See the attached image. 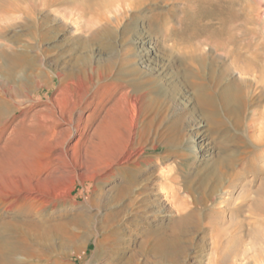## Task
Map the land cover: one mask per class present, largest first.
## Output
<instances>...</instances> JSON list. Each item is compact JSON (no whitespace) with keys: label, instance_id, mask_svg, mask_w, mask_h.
Listing matches in <instances>:
<instances>
[{"label":"bare ground","instance_id":"6f19581e","mask_svg":"<svg viewBox=\"0 0 264 264\" xmlns=\"http://www.w3.org/2000/svg\"><path fill=\"white\" fill-rule=\"evenodd\" d=\"M175 1L0 0V39L5 37L2 29H6L9 23L12 25L24 16L32 20L36 12L45 7L69 9L75 14L73 20L70 18L71 21L64 24L67 41L77 43V40H82V34L88 33V38L78 42V50L74 49L67 61L70 63L69 78L77 73L84 74L86 90L77 99L65 103L60 116L50 111L52 114H49H54L49 118L51 123L47 119L36 120L35 115H31L32 122L26 116L19 119L14 113L17 109L15 104L0 93V218L3 219L0 221V264H64L63 258L69 256L67 249L73 248L79 254L81 249L85 251L92 237H96L94 257H97L105 252L106 245L109 247L117 243L121 232L120 223L138 220L141 213H147L146 217L149 218L158 217L165 209L174 217V222L167 229L150 231L146 234L149 240L145 242H151H147L149 250L159 260L182 264L181 255L188 236L186 231L196 220L194 210L188 211L190 204L206 206L216 200L217 191L228 194L230 202L227 205L233 207L227 209L230 212L228 223H216L210 228L213 248L207 253L208 264H264V186L256 190L254 199H251L249 191L245 195V200H250L247 204L250 220L244 222V219H240L243 208L234 203L239 197H233L230 192L238 185L235 180L241 176L240 169H220V165L230 167L235 159L231 154L213 159L210 146L203 147L205 133L200 129L204 121L211 122V125L208 124L212 126L223 124L225 116L233 115L238 119L246 103L244 94L247 89L255 86L260 92L263 90L264 45L257 42L242 43L237 31L226 25L229 20H221L219 27L202 24V18L211 15V7L217 0H181L182 8L175 16L176 24H173L169 18L171 3ZM190 2H199L196 13L190 9ZM160 4L168 8L159 9ZM48 12L37 23L46 24L52 20L53 14ZM65 12L67 14L69 11ZM154 18L163 21L162 28L155 29L158 36L148 34L146 25L141 23L151 22ZM35 22L32 26V22L26 25L37 30L39 25L36 26ZM46 29L40 34L39 30L35 31L32 38L42 41L51 39ZM150 30L154 31V28ZM8 39L15 43L18 37L16 35ZM156 43L158 46H155ZM155 47L162 54V59L154 57L156 55L151 50ZM16 67L12 63H0L1 78L12 79ZM236 73L238 77H235ZM229 75L235 79L228 82L226 77ZM58 76L61 78L60 74ZM184 86L189 89L188 94ZM187 98L192 99L201 115L191 118L194 129H191L188 143L184 145L181 126L185 117L178 114L174 118L170 114L176 108L186 106L184 101ZM75 112H78L77 116ZM60 121H64L67 126L59 129ZM91 125H94L93 131L87 136ZM73 133L78 136V140L69 151L81 152L86 134L83 150L101 168L100 174L105 167L121 170V167L123 169L130 165L139 168L142 164L157 166L145 179L132 176L126 185L117 188L116 200L128 198L129 204L135 209L128 210L123 206L105 215L103 221L97 224L91 221L90 216L69 215L72 208L67 209L66 203L72 199V190L65 193L60 180L72 177L77 169L66 173L48 172L47 175L51 174L58 180L56 188L49 191L42 189L39 184L42 175L31 184V170L28 172V181L21 183L13 179L20 165L31 163V154L41 150L42 138L55 143L61 134L66 135L68 140ZM240 141L247 146L242 138ZM147 146L151 149L163 146L164 154L145 157L143 155ZM252 151L249 149L244 153ZM196 154L204 159L200 164L204 176L197 175L198 178L193 179L184 177L182 189L192 196L190 201L186 198L190 195L182 196L176 185L179 184L180 174L187 173L189 166L194 164L189 161ZM170 157H174L176 165L167 171L161 170V165ZM78 167L81 165L78 164ZM113 169L109 176L114 175ZM4 180L10 181L9 184L3 186ZM238 186L240 189L245 187L241 183ZM147 191L149 194L143 196ZM194 192L197 195L193 196ZM68 204L75 206V202ZM15 233L18 236L15 237ZM244 235L248 238L246 242ZM19 244L23 247L21 253ZM54 247L61 251L57 254ZM134 260L132 257L123 264H135Z\"/></svg>","mask_w":264,"mask_h":264},{"label":"rangeland","instance_id":"374dc122","mask_svg":"<svg viewBox=\"0 0 264 264\" xmlns=\"http://www.w3.org/2000/svg\"><path fill=\"white\" fill-rule=\"evenodd\" d=\"M175 2H173V4L171 3V11L169 18L171 20V23L173 24H176L175 16L180 12L183 5L181 3V0H177ZM189 4H193L192 6H189L191 7V10H194V12L197 11L196 9L199 8V6H196L199 5V2H190ZM158 7L162 10H166L168 8V6L164 4H160ZM192 7H195V9H193ZM53 8L54 9H47L45 7L40 9L36 12L32 20L29 17L24 16L23 18L20 17L19 20L12 23V25L11 23H9L7 27L8 29H2V34L5 37L0 39V42L2 40V44L0 43V63L2 64L8 62L17 65V71L15 72V75L12 79L1 78L3 74L2 71H0V93L5 96L7 100H10L13 104H15L17 109L14 113L16 116H19V119L26 116L27 119H29L28 121L31 122V115H35L34 117L36 118V120H38V118L43 120L47 119L48 123H51L49 118L53 117L54 114L57 117L60 116L59 114H61L62 106L67 102L69 103L71 99L74 100L77 99V97L81 96L85 92L87 87L84 74L78 75L77 73V75L73 78H69V73L71 72H68V67H70V63L67 61L70 55L75 50H78L80 44L78 42L83 41L86 37L88 38V33H84V35L82 34V40H77V43L76 41L72 42V40L67 41V28L64 26V24L65 22L71 21V19L73 20L75 14L73 15L71 10L69 9L59 7ZM55 8L57 10H55ZM64 10L69 11L67 13L68 15ZM211 10L212 13L210 16L202 18V24H212V27H219L221 25V20H229L228 22H226V25L228 26V28H232L231 30L237 31V36L242 43L257 42L264 45V0H217L216 4L211 7ZM47 12L50 13V15L53 14L51 16L52 20L49 21L50 23H40V26V24L37 22L42 21L43 17L47 14ZM55 17H58L57 20L53 19ZM30 22H32L31 26L34 22L37 23L36 26L39 25L37 30H35L33 27L30 28V26L26 25ZM141 23H144L143 26L146 25L145 27L147 28V30H149L148 34L158 36L156 30H160V28H162L161 24H163V21L159 18H154L151 22L145 21ZM47 24H49L50 26H47ZM152 28H154V31L150 30ZM45 29L50 32L52 36L51 39L42 41L41 39L32 38V34L35 31L39 30L38 33L40 34L43 33ZM248 31L249 33H247ZM16 32L19 33L17 34ZM16 35L18 37V42L15 41L14 43L12 39H8V37L13 38ZM9 41L11 44L8 43ZM155 46H158V43H156ZM95 47L96 46H94V48ZM151 51H154L153 55H156L154 56L156 59H162V54H160L159 50H157L156 47L153 48V50ZM58 74L61 75V78H59L60 76H58ZM237 75L238 74L236 73L235 77H238ZM235 77L229 75L228 77H226V80L230 82L234 80ZM66 78L68 79L66 80ZM226 80L225 82H227ZM62 82H64V84H61ZM183 89L185 93H189L188 88L184 86ZM244 96L246 97V103L244 104V107H242V116H238V119L240 118V120H238L236 116L233 117V115H229L231 117L225 116L223 124H212V126H210L211 122L204 121L203 127L200 129L203 133H205V141L203 147L209 148L210 146L213 152V159L217 157H226L230 154L233 156V159H235L232 165H230V167L229 165H220L218 167L220 169H227L229 171H239L238 169H240L241 176L235 180V183H237L238 185H240L241 183L243 187L245 185L247 189H245V187L240 189L237 185V187H234V190L231 189L230 192L233 197H239L234 201V203L236 204L235 206L239 205L241 206V209L243 208L241 211L242 215L240 214V219H244L243 221L247 222L248 220H250V216L247 211V204L250 203V200L246 201L245 195L249 194L250 197L252 196L251 199H254L255 195H257L256 192L259 190V188L261 189L264 186V88L260 92V89L255 88V86L249 87L247 89L246 95L244 94ZM185 101L184 105L186 106H180V108L178 107L179 109L176 108V110L171 112L170 114L171 117L174 118L178 114H181L185 117V122H183L181 126L182 132L184 134V145L188 143V138L190 137L191 129H194V127L190 123L192 121L191 118H195V116L198 114V116L201 115V111L199 112V110L194 107V102L192 101V99L187 98ZM188 105L189 107H187ZM194 110L196 112H194ZM50 111L54 112L53 116L51 115L52 113ZM185 111H187V113ZM84 112L86 114L87 111L84 110ZM77 115L78 112H75V116ZM60 122L61 124L59 125V129H63V127L67 126L64 121ZM240 122L244 123L240 124ZM93 128L94 125H91L88 128L86 132L87 136L92 133ZM238 130L240 131L237 132ZM228 132L230 133L228 134ZM55 134L56 133H54V135ZM86 134L83 138L82 150H80L81 152L72 150L69 151V149L72 148V146H74L78 140V136H75L74 133L68 140L66 139V135L61 134L55 142L56 144L58 143V145H55V143L42 138L43 141L41 140V150L35 154H31V163L20 165V170L17 172L13 179L21 183L26 182L29 178L28 172L29 170H31V184L34 183L35 179L42 175L43 178L41 177L39 179V184L42 189L49 191L56 188L58 180L54 176H51V174L47 175L48 172L66 173L67 171L74 172L73 170L77 169L78 171L72 177L67 176L63 177L60 180V185L62 186L63 191L65 193H68L69 190H72L70 192L72 199L68 202H75V206H72L67 202L66 208H72L69 215L90 216L92 219L91 221L97 224L103 221L104 217H106L105 215L111 213V211H115L117 209L120 210V208L123 206H125V209L129 208L128 210L135 209L134 206L132 207L131 204H129L130 201L128 200V198L116 200L115 194L117 193V188L126 185L132 176H136L140 180L145 179L147 174H149L150 171H153L154 168L157 166H149L146 164H142L139 168L130 165L129 167H125L123 169L122 167H119L121 170H119L117 167H114V169L110 167H105L103 168L104 172L100 174L99 170L101 168L95 165L94 159L91 158L90 155H87V153L83 150L85 148L84 142L87 140ZM241 138L245 141V144L247 146L243 145V143L240 141ZM223 145L225 146V148L223 147ZM147 147L145 148V152L143 155L145 157L155 155L160 156L161 154H164L163 146H160L157 149H151L149 146ZM249 149H252L254 152L252 151L248 154H245L244 152ZM190 162L194 164H192V166H189V171L185 173L186 175L183 174L181 171L182 174H180L181 176H179V184L176 185L177 188H179L180 190L179 192L182 193L181 195L185 197L186 195L189 196L190 194H187L186 192L184 193V190L182 189V183L185 179L184 177L189 176L188 178L191 177V179H193L197 175H200V177L204 176L203 170H201L200 167V164L204 162L203 157L200 154H196L194 155L193 159L189 161V163ZM176 163L177 162L174 157H170L168 158V160H166L164 165H161V170L167 171V169H169L172 165L175 166ZM243 163L245 164V166ZM78 164H80L81 167H78ZM112 169L114 171V175L109 176V172ZM159 171H157V173ZM244 171L246 173H244ZM193 172L196 174H194ZM79 176L82 178L79 179ZM9 182H6V180H4L2 185L6 186L9 184ZM249 182L252 183L250 184ZM195 192L193 193L194 195L192 194L193 196L197 195L195 194ZM148 194V191L146 193L144 192L143 196H146ZM225 197H227V200ZM186 198H188L190 201L192 200L191 195ZM215 198L216 200L210 201V203H208V205L206 206L196 205L195 203L190 204L191 208H189L188 211L192 212L194 210L196 214V220L186 231V234L188 236L186 238V243L183 248L184 252L181 255L182 264L209 263L207 261L208 259L206 258L209 257L208 254L213 248L212 234L210 232V228L216 223H228L230 217L228 213L230 212L227 209H229L228 207H233V205H227V202H230L228 201L230 199L228 194H221L217 191ZM240 201L243 204H241ZM219 209L220 212L222 211L221 213L219 212ZM146 216L147 213H141V215L137 218L138 220L132 219L130 220V222L128 221V223L127 221L122 224L120 223L119 226L121 232L119 231L120 235L117 237V243L112 244L109 247L106 245L104 247L105 252L100 254L99 256L94 257L96 237H92L88 241L85 251L84 249H81L79 254H76L73 248L67 249L66 252L69 256L63 258V263L123 264L127 262L128 259L134 257V259L136 260H134L135 264H172L171 261L168 260H159L156 255L149 250L148 243L150 244L151 242L147 241V243L145 242V240H149V238L147 239V235L150 231L158 230L159 228L160 230L167 229L174 222V217L170 215L168 209L163 210V212L160 213L158 217L152 216L149 218ZM2 220L3 219H1L0 221ZM73 226L75 227V225H72V227ZM14 236L16 237L18 235L15 233ZM245 239L248 241L246 235H244V241L246 242ZM22 249V245L19 244V253L22 252ZM54 249L55 251H57V254L58 251H61L58 247H54Z\"/></svg>","mask_w":264,"mask_h":264}]
</instances>
